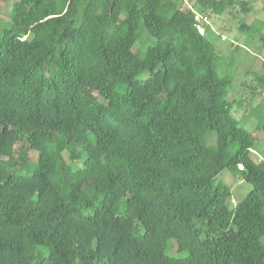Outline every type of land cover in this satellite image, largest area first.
Masks as SVG:
<instances>
[{"label":"trees","instance_id":"1","mask_svg":"<svg viewBox=\"0 0 264 264\" xmlns=\"http://www.w3.org/2000/svg\"><path fill=\"white\" fill-rule=\"evenodd\" d=\"M182 4H12L0 31V264H264V159L195 19L226 1ZM223 170L250 185L232 207Z\"/></svg>","mask_w":264,"mask_h":264},{"label":"rangeland","instance_id":"2","mask_svg":"<svg viewBox=\"0 0 264 264\" xmlns=\"http://www.w3.org/2000/svg\"><path fill=\"white\" fill-rule=\"evenodd\" d=\"M15 1L0 0V31L7 26L9 11ZM180 1L184 9L192 7L194 2ZM220 1H226V5H219L215 12H196L207 18L209 31L206 37L216 49L220 64L218 73L231 76L228 94V99L234 102L231 113L246 130L257 135L251 156L258 161L264 159V90L258 86L254 74L263 72L264 49L258 37L264 36V0H243L245 7L237 0ZM241 22L250 26L248 32L237 30ZM152 42L150 38L149 43ZM208 141H211L210 137ZM69 155L70 152L66 151L67 160ZM72 162L73 166L79 165L75 159ZM219 177L231 191L228 200L230 207L244 197L250 188L248 183L232 176L228 170H223Z\"/></svg>","mask_w":264,"mask_h":264},{"label":"built area","instance_id":"3","mask_svg":"<svg viewBox=\"0 0 264 264\" xmlns=\"http://www.w3.org/2000/svg\"><path fill=\"white\" fill-rule=\"evenodd\" d=\"M196 21L198 22V30L200 33L204 32L203 27L200 25L201 22L206 23L207 22V18L206 17H202L200 16L198 13H196L195 16Z\"/></svg>","mask_w":264,"mask_h":264}]
</instances>
